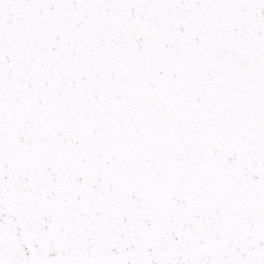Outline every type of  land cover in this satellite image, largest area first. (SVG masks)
<instances>
[{"label": "snow or ice", "instance_id": "obj_1", "mask_svg": "<svg viewBox=\"0 0 264 264\" xmlns=\"http://www.w3.org/2000/svg\"><path fill=\"white\" fill-rule=\"evenodd\" d=\"M0 264H264V0H0Z\"/></svg>", "mask_w": 264, "mask_h": 264}]
</instances>
